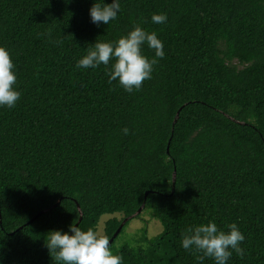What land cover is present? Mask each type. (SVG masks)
<instances>
[{"label":"trees","instance_id":"16d2710c","mask_svg":"<svg viewBox=\"0 0 264 264\" xmlns=\"http://www.w3.org/2000/svg\"><path fill=\"white\" fill-rule=\"evenodd\" d=\"M93 2L0 0V46L20 91L0 107V264H58L46 233L97 230L103 214L108 238L127 218L110 242L122 264H214L179 246L208 220L244 234L245 255L228 264H264V0H120L99 26ZM134 24L165 52L138 90L109 82L103 64L75 67L95 40ZM144 210L162 230L115 246Z\"/></svg>","mask_w":264,"mask_h":264},{"label":"clouds","instance_id":"9594fccd","mask_svg":"<svg viewBox=\"0 0 264 264\" xmlns=\"http://www.w3.org/2000/svg\"><path fill=\"white\" fill-rule=\"evenodd\" d=\"M120 7V0H94L88 10L90 20L97 26L108 24L117 18ZM150 19L155 24H163L167 21V15L154 12ZM143 45L153 50L152 57L143 54ZM164 55L163 42L157 33L134 24L114 41L95 40L87 52L76 60L75 67L108 66L105 68L108 81L116 80L125 91L131 92L151 78L153 66ZM16 80L10 53L0 46V107H13L19 99ZM121 131L128 134L129 129L125 126ZM46 237L45 246L58 264H122V257L111 250L109 238L92 227L81 229L70 223L67 230L52 229L46 233ZM244 239L235 222L228 223L224 229L218 228L213 220H208L190 225L181 232L179 246L195 253L198 262L207 257L214 264H228L233 251L239 257L245 255L246 250L241 246Z\"/></svg>","mask_w":264,"mask_h":264},{"label":"rangeland","instance_id":"374dc122","mask_svg":"<svg viewBox=\"0 0 264 264\" xmlns=\"http://www.w3.org/2000/svg\"><path fill=\"white\" fill-rule=\"evenodd\" d=\"M109 216L110 214H103L99 219L97 231H99L101 234H103V222ZM117 216L121 217V215ZM141 228H145L146 236L148 238L158 234L162 230L160 222L152 217L148 211L144 210L139 213L138 217H133L129 220L126 227L114 240V245L119 246L124 243H129L136 246V242H134V240L135 238L139 237Z\"/></svg>","mask_w":264,"mask_h":264},{"label":"water","instance_id":"95a60500","mask_svg":"<svg viewBox=\"0 0 264 264\" xmlns=\"http://www.w3.org/2000/svg\"><path fill=\"white\" fill-rule=\"evenodd\" d=\"M176 116H177V112H176V114H175V118H174L173 121H175ZM172 184H174V173H173V176H172ZM141 208H142V205L139 206V208L137 209V211H136L135 213L139 212V211L141 210ZM135 213H134V214H135ZM38 214H39V213H37L36 215H34L32 218H30L29 221L33 220ZM134 214H132V215H134ZM126 219H127V218H124V219L121 221V223L119 224V226L116 228V230L113 232L112 236L109 238V243L112 241V239H113V238L116 236V234L119 232V230H120L122 224L126 221Z\"/></svg>","mask_w":264,"mask_h":264}]
</instances>
